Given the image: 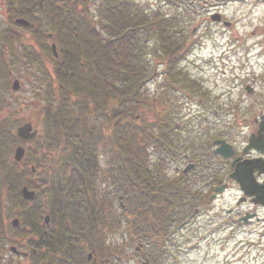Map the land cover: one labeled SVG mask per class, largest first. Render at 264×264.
I'll use <instances>...</instances> for the list:
<instances>
[{
	"label": "trees",
	"instance_id": "trees-1",
	"mask_svg": "<svg viewBox=\"0 0 264 264\" xmlns=\"http://www.w3.org/2000/svg\"><path fill=\"white\" fill-rule=\"evenodd\" d=\"M64 1L63 8L52 3L50 13L52 30L63 48L55 68L53 98L38 114L45 125L43 136L34 141L35 147L26 150L19 174L21 167L5 162L4 148L16 142L15 136L4 127L5 120L0 122V154L5 158L0 165V187L10 185L7 190L12 193L22 186L31 190L38 187L44 192L47 203L42 208L49 211L53 228L37 229L36 221L43 213L41 206L21 200L22 205L30 206L21 215L41 239L57 244L64 241L60 247L68 249L67 264H85L88 252L97 258V264H119L126 256L118 245L106 243V231L121 232L130 245L150 241L161 247L164 233L177 218L173 190L154 196V191L146 187V168L151 175L154 171L145 166L144 149L145 142L151 139L158 144H172L168 138L173 132L174 117H160L158 113L175 112L176 108L166 101L159 110L158 102L143 98L145 71L140 66L141 56L134 53L139 40L137 30L169 32L176 21L143 17L131 0H101L100 13L106 19L97 23L111 37L104 36L88 13V5L94 0ZM159 40L162 51L170 47L166 38ZM146 110L153 113L158 131L148 132L143 116ZM48 149L57 150V157L48 159L42 154L37 159L39 151ZM48 160L54 164H46ZM30 166L36 169L37 184L27 180L26 176H34ZM62 169L68 170L67 174ZM122 222L125 224L121 228Z\"/></svg>",
	"mask_w": 264,
	"mask_h": 264
},
{
	"label": "rangeland",
	"instance_id": "rangeland-1",
	"mask_svg": "<svg viewBox=\"0 0 264 264\" xmlns=\"http://www.w3.org/2000/svg\"><path fill=\"white\" fill-rule=\"evenodd\" d=\"M131 1L136 4L138 14H143V17L153 20L156 17L160 19L176 17L180 20V23L173 24L169 30L171 34L169 40L173 46V43H178L180 40L182 46L179 50L180 55L185 54L186 48L189 47L187 44H192L190 52L186 53L187 56L184 55L187 57L186 60H181L182 63L175 66L172 71V74L177 76L174 82L179 81L181 86H174L176 97H173L171 90L168 94L171 99H166L168 97L166 95L162 100L157 94L153 101L158 102L159 110L166 101L177 102L179 116L186 115L185 121L192 122L193 131L189 137L186 134L185 139L190 140L189 145L194 153L204 149L208 140L220 139L223 136L222 111L226 105L232 106L238 101L237 111L245 112L246 117L251 116L252 112L264 109V0H171L170 4L163 0ZM88 13L98 16L97 8L92 3L88 5ZM216 14L232 22L233 26L227 29L212 24L209 19ZM192 31H195L194 37ZM182 41H184L183 45ZM22 42L27 43V39ZM152 43L153 40L148 44L149 48H152ZM228 56H232V60H229ZM145 59H147L146 63L148 60L154 63V58L151 56H146ZM28 67L27 62L20 60H16L10 66V73L13 79L19 81L21 88L18 92H11V81L6 74L3 89V117L0 119L5 120L4 127L11 131L29 120L43 133L44 121L40 119V115L38 117V112L40 113L43 108L42 98L36 96V91L32 88ZM157 72L161 74V71L157 70ZM153 78L151 77L150 80ZM148 84L150 85H145V89L150 90L149 98H146L148 92L143 91L145 100H150L155 89L157 93L163 92L159 76ZM245 85L254 88V92L247 93L244 89ZM199 99L203 102L199 103ZM39 107L40 110L37 109ZM205 107H208V119L204 117ZM17 109H20L19 114ZM214 111H217L218 115H215ZM191 112L201 113L202 116L190 117ZM146 113L147 110L144 116ZM18 144L25 146L20 142ZM30 145L35 147V143ZM13 147L4 148L7 159L5 162H10ZM42 154L48 155V159H53L57 157L58 152L54 149L41 150L37 153V159L40 160ZM49 161L51 160L46 164ZM22 169L23 167L19 169V174ZM65 172L67 174L68 170ZM26 177L27 180L32 179L30 176ZM8 187L10 185H3L5 189L3 200L8 207H5L3 224L0 226V248L4 247L1 256L8 255L6 247L10 243L19 247L21 244L35 240V237L29 234L32 229L27 227V218L25 221L21 215L23 212L27 213L30 206L22 205L21 199L17 206L20 210L18 217L20 228L16 230L11 227V220L18 215L15 214L17 211L13 205V193L7 190ZM235 197L234 194L225 196L223 208L232 207ZM260 214L264 216L263 211ZM217 217L219 221L223 219L220 213ZM217 217L212 212L207 213V216L204 214L191 222L190 227L179 231L176 237L171 239L172 241L164 244L160 262L156 264H264V226L248 228L244 231L225 230L215 224ZM124 224L122 222L120 227H124ZM105 238L107 244L111 242L112 246L118 245L119 249L124 251L125 261L119 264H140L143 255L147 253L146 250L136 253V245H130L127 237L121 232L112 234L106 231ZM29 249L30 247H27L25 251ZM149 253L153 256L152 248Z\"/></svg>",
	"mask_w": 264,
	"mask_h": 264
},
{
	"label": "flooded vegetation",
	"instance_id": "flooded-vegetation-1",
	"mask_svg": "<svg viewBox=\"0 0 264 264\" xmlns=\"http://www.w3.org/2000/svg\"><path fill=\"white\" fill-rule=\"evenodd\" d=\"M29 1L0 0V118L3 117V89L6 74L12 84L15 79L10 73V66L20 54L24 56L23 59H19L20 61L31 57V62H33V64H30L31 68H33L31 78L35 85L39 86L37 89L39 94L41 93L42 101H46L50 96V92L47 89L44 91L42 89L44 86L50 85L53 80L51 45L56 38L51 32L52 24H50L52 2L47 1L38 13L36 9L32 8L33 5L28 7L24 4ZM45 13L48 15L44 16ZM6 19L10 22H15L17 19H26L27 21L35 19L40 22H33L31 29V24L26 26L31 32V35L27 37L13 30L14 28H10V24L4 28ZM43 19H48V23H43ZM209 21L227 29L233 26L232 22L223 18L209 19ZM192 36H195V31H192ZM22 39H27V43L24 44ZM183 42L182 45L184 44ZM187 46L189 47L186 48V53L190 52L192 44H187ZM150 56L153 57L154 55ZM185 58L187 57H184L183 60H186ZM228 59L232 60V56H228ZM151 64L156 70L169 72L168 64L161 59L154 58V63L151 62ZM177 65L179 64H174L171 71H174ZM236 66H239V64H236ZM165 78L168 82V73L159 75L161 82ZM172 85H177V82ZM166 88V86H162L161 89L164 92L160 93H157V89L154 90L151 94L152 98L157 94H159L158 98L161 99L165 97V94L170 96L168 95L170 90L168 91ZM244 89L247 93L254 92V88L248 85H245ZM193 92H195L194 89ZM173 93L171 92L176 97L177 92L173 91ZM148 95L149 92L146 93V98H149ZM202 102L203 100L199 99V103ZM237 104L238 101L235 105L233 104L234 106H225L224 111H222L223 136L220 139L208 140L206 147L204 146V149L200 150L202 151L201 154L200 151H197V154L194 153V150L189 145L190 140L188 138L184 142L185 144L182 147L178 146L177 149H169L167 152L159 149L157 153L151 149L147 153L149 161H155L156 167L154 168L153 166L152 170L156 175H154V172L153 175L149 174L150 170L146 168V172L149 175H145L146 187L154 191L151 193L155 194L154 196H161V193L165 190L166 192L173 190L175 196L173 210H176L177 218L164 233V242L172 241L171 239H174L179 231L190 227L191 222L200 218V216H204V214L207 216V213L211 214V212L216 217L219 213L221 216L223 215V219L220 221L217 217V223L215 224L225 230L244 231L248 228L255 229V227L264 226V216L262 217L260 214L262 211L264 213V204L254 201V196L247 195L242 189V184L247 187L248 183L256 184L264 189V124H262L264 109L252 112L251 116L246 117L247 114L245 112L237 111ZM204 112H206L204 115L205 119H208V107H205ZM213 113L218 115L217 111ZM176 114L175 112L160 113L161 116L170 115L173 117ZM200 114L191 112L189 115L193 118H201L202 115ZM146 115L150 116V118L153 116L149 112ZM178 118L172 123L175 126L173 128L175 132H178V127H180V116ZM181 118L185 119L187 116L185 115ZM149 119L146 124L147 126H152V122ZM183 124L185 126L184 129L188 133L192 128V122L183 121ZM190 134L187 135L189 136ZM179 139H176V141ZM216 140L224 142V156L214 154L216 148L213 146V142ZM0 165L1 167L3 166V156H0ZM238 178L241 179L242 184L237 181ZM158 190L160 194L155 193ZM181 190H184L183 198L181 197ZM229 194L236 196L235 203L232 207L224 209L225 196L227 197ZM3 198L4 190L0 187V218H2V220L0 219V226L3 224L5 207H8L4 203ZM13 199L14 209L17 211L15 214H17L20 212L19 208H17L20 204L19 189L13 193ZM262 199L264 201V197ZM31 203L35 206L41 202L34 199ZM181 213L182 216H180ZM46 214H49L48 223L43 224V229L47 227L45 229L49 230V228H53L54 224L51 222L50 213L46 212ZM60 244H64V241H60L57 244L53 240H42L39 238H35L28 244H21L19 247L14 243H10L6 247L8 255H0V264H67L68 249L64 246L60 247ZM149 245V241H146L145 247L148 248ZM27 247H30L31 251L30 249L25 251ZM1 250H4V247L0 248V253H2ZM146 252L145 260L149 261L150 250H146Z\"/></svg>",
	"mask_w": 264,
	"mask_h": 264
},
{
	"label": "water",
	"instance_id": "water-1",
	"mask_svg": "<svg viewBox=\"0 0 264 264\" xmlns=\"http://www.w3.org/2000/svg\"><path fill=\"white\" fill-rule=\"evenodd\" d=\"M212 19H215V18L213 17ZM18 88H19L18 83L14 82V84L12 85V90L15 91ZM262 124H264V118H263ZM36 135H37V131L32 130V125L29 122H27V123L16 128V137L18 139L28 141V140L34 139L36 137ZM213 144L214 145L220 144V147L214 151V154H220V155L224 156V154H223L224 142L223 141H215ZM23 156H24V149L21 147H17L15 149L14 155H13L14 160L16 162H20L22 160ZM237 181L242 184L241 179L238 178ZM242 189L244 190V192L247 195L254 196V198H255L254 201L259 202L261 204H264V201H262L263 200L262 198L264 197L263 187L257 186L256 184L248 183L247 187L243 186V184H242ZM21 195L25 200H28V201H32L34 198V193L28 191L27 188H25V187L21 190ZM13 225L17 226V221H13ZM88 259H90V256H88Z\"/></svg>",
	"mask_w": 264,
	"mask_h": 264
}]
</instances>
